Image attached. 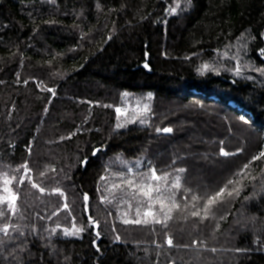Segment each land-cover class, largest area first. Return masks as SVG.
<instances>
[{
	"label": "trees",
	"instance_id": "trees-1",
	"mask_svg": "<svg viewBox=\"0 0 264 264\" xmlns=\"http://www.w3.org/2000/svg\"><path fill=\"white\" fill-rule=\"evenodd\" d=\"M262 151L264 0H0V264H264ZM152 168L181 208L126 224Z\"/></svg>",
	"mask_w": 264,
	"mask_h": 264
},
{
	"label": "snow or ice",
	"instance_id": "snow-or-ice-1",
	"mask_svg": "<svg viewBox=\"0 0 264 264\" xmlns=\"http://www.w3.org/2000/svg\"><path fill=\"white\" fill-rule=\"evenodd\" d=\"M173 11H175L173 9ZM147 67V65H145ZM204 69L208 68V65H203ZM116 112L120 113L121 109L116 108ZM143 122V121H141ZM120 125H117L119 127ZM157 131H161V129H157ZM164 132H171V128H164L162 129ZM222 154L227 156L229 155L228 152H223ZM261 157H264V151L260 152L258 156H254L252 159L256 160ZM25 168L27 171V166H22ZM249 167L248 164L244 165V169H247ZM178 171L183 172L184 169H179ZM129 175L127 177L125 176H120L118 179L120 180V184L113 185V188L122 192L124 195L128 196L130 200H135L137 202V208H136V215L137 217L141 216V208H145V211L143 212V216L145 217L144 219H134V220H128L125 219L124 223H135V224H147L150 221L147 219V217H152V221L154 223H165L166 226V221L172 219L171 213L173 210H180L181 206L175 202V195L169 191L168 187L166 184H162L161 181L166 182L168 177L167 175H157V170L155 168L150 169L148 173L143 174L142 176H134L132 175V170L128 169ZM6 175V174H5ZM237 176H243L244 172L241 171L236 174ZM101 179H104L102 177ZM11 181L7 178L4 180L5 187L3 191L7 193L8 195L5 197H0V202H7L8 207L10 210L13 212L15 211V201L17 199L16 194H14L8 187L7 185ZM20 183H23V181H20ZM233 180H229L228 184L231 185L233 184ZM33 188H39V191L43 193L45 191L44 188L39 187L36 184H32ZM173 187H179V177H177L176 183L173 185ZM227 189V185H225L224 188H221L218 192H216L214 195H210L207 197V200L204 204V207L202 209L204 216V219H207L209 215L211 214L212 206L215 205L219 199L224 195L225 191ZM59 195H63L62 192L59 191V189L54 190ZM233 191L236 192V194L239 193V189L233 188L232 191H228V196H232ZM87 199V197H85ZM198 197H193V200H198ZM156 205H159L158 211H153V209L156 207ZM65 208H67V205L65 204ZM193 216H198L200 215V212H192L191 213ZM0 215H3L2 212H0ZM163 216V220H161L159 217ZM0 231H3L7 233L8 229L7 226H5L3 229H0ZM80 229H75V232H79ZM66 234H69L67 230H65ZM119 239V237H117ZM168 244L171 246L172 245V240L169 239Z\"/></svg>",
	"mask_w": 264,
	"mask_h": 264
},
{
	"label": "rangeland",
	"instance_id": "rangeland-1",
	"mask_svg": "<svg viewBox=\"0 0 264 264\" xmlns=\"http://www.w3.org/2000/svg\"><path fill=\"white\" fill-rule=\"evenodd\" d=\"M150 106V101L149 100H145L144 102H141L140 100L137 99L136 104L134 105V107H129L126 109H121V112L119 114H121V116H128L129 112L131 109H133L132 111H135L136 113H144L145 110H147V108ZM12 191V190H11ZM13 192V191H12ZM8 194L4 192L3 195H1L0 197H5ZM0 203H7L5 202H0Z\"/></svg>",
	"mask_w": 264,
	"mask_h": 264
},
{
	"label": "water",
	"instance_id": "water-1",
	"mask_svg": "<svg viewBox=\"0 0 264 264\" xmlns=\"http://www.w3.org/2000/svg\"><path fill=\"white\" fill-rule=\"evenodd\" d=\"M159 133H161V132H159Z\"/></svg>",
	"mask_w": 264,
	"mask_h": 264
}]
</instances>
